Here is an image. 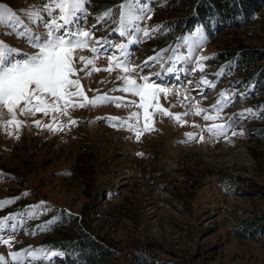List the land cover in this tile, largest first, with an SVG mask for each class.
Listing matches in <instances>:
<instances>
[{
    "label": "rangeland",
    "instance_id": "obj_1",
    "mask_svg": "<svg viewBox=\"0 0 264 264\" xmlns=\"http://www.w3.org/2000/svg\"><path fill=\"white\" fill-rule=\"evenodd\" d=\"M166 1L134 0L141 19L122 23L118 12L98 23L109 8L101 0H85L75 26L91 30L103 46L97 45L94 65L79 75L89 100L106 95L109 101L93 106L80 98L84 106L69 108L68 116L37 113L18 117L24 121L19 129L0 127V255L6 264H16L11 252L25 250L36 256L24 264H92L84 255L90 242L113 248L114 264H264V233L249 224L264 218V95L257 80L246 77L238 47L264 48V9L244 29L196 27L160 44L155 15ZM46 2L0 0V8L10 10L0 22V41L18 50L17 59L35 51L17 33L45 31L27 13ZM41 15L48 19L46 12ZM144 29L157 31L146 38ZM225 49L236 53L220 59ZM125 52L142 75L169 90L158 100L172 115L156 113L154 130L142 132L139 140L122 121L136 125L129 116L140 112L142 129L143 110L126 103L139 102L137 97L113 91L123 87L116 61L111 73L86 75ZM201 56L208 59L200 61ZM53 116L54 127L62 130L43 127ZM212 124L224 125L222 133L208 132ZM66 228L73 239L59 238L62 245L50 240Z\"/></svg>",
    "mask_w": 264,
    "mask_h": 264
},
{
    "label": "snow or ice",
    "instance_id": "obj_2",
    "mask_svg": "<svg viewBox=\"0 0 264 264\" xmlns=\"http://www.w3.org/2000/svg\"><path fill=\"white\" fill-rule=\"evenodd\" d=\"M85 0H48L40 9L29 12L30 17L35 15L43 24L45 31L40 34L28 32H19L17 35L26 39L28 44L35 49L31 54L23 53L22 59H17L18 50L10 48L3 41H0V127L7 129L14 126L19 129L24 124L23 120L18 117H29L37 113L48 116L50 113H58L61 116H68L69 108L83 107L84 103H79L82 98L85 103H91L95 106L98 103H105L109 98L105 96L93 97L91 100L86 96L80 72H85L89 65H94V61L98 58L99 49L97 45L103 46V41L96 38L91 30H81L76 27L77 13L83 10ZM134 0H125L119 6V15L123 23L128 19H141L135 16L132 4ZM46 12L48 19L45 20L41 15ZM6 7L0 8V22L4 13H9ZM58 14V15H57ZM12 16L15 13H11ZM112 9H107L99 17L97 22H103L111 17ZM150 18V17H149ZM35 22V21H34ZM95 28V25H93ZM157 29H144V37H150L152 32ZM123 34V32L121 33ZM123 50V46H117ZM90 51L91 57L82 53ZM160 54L155 57H149L144 61V67H147L150 61L159 59ZM109 65L106 68L92 67L91 71H87L86 75L90 76L92 72L107 71L111 73L113 69V61H116V67L120 68L122 75L117 76L118 80L123 81V87L113 89V91H122L137 97V100L127 101V105H135L138 109L143 110V128L138 127L140 123V112H132L129 120L135 119L137 124L133 125L128 121H122L129 130H134L136 139L139 140L142 132L154 130L153 116L156 113L169 116L172 115L167 108H163L159 104V95L168 93V89L161 87L155 83L150 76L142 75L140 65H132L127 60V54L124 53L123 58L110 56ZM200 61L208 59L201 56ZM82 65V67L80 66ZM155 75H159L156 73ZM206 82V81H205ZM89 91H93L89 89ZM223 96V94H221ZM121 103H125L123 98H114ZM117 106H120L119 104ZM215 107V106H213ZM154 109V111H149ZM251 112V109L248 110ZM197 115L201 114V110H197ZM186 115V113L184 114ZM5 116L9 117L5 120ZM176 121H181V114H176ZM206 121L213 119L212 116L205 115ZM118 120L120 118L112 117ZM37 127L42 125V121H34ZM69 123L74 125L76 120L69 116ZM56 117L53 116V123L43 125L50 131H60L62 126H55ZM196 126V125H193ZM224 125L212 124L207 126L206 130L210 133L221 134ZM9 134H11L9 132ZM243 133H233V135H242ZM192 138V133L186 134ZM203 140V137L200 138ZM142 155V153H138ZM0 201V206L3 205ZM2 242L11 246L9 240ZM13 261L16 264H24L26 257L35 258L36 254L25 250L24 252H11ZM0 264H6L5 257L0 255Z\"/></svg>",
    "mask_w": 264,
    "mask_h": 264
},
{
    "label": "trees",
    "instance_id": "obj_3",
    "mask_svg": "<svg viewBox=\"0 0 264 264\" xmlns=\"http://www.w3.org/2000/svg\"><path fill=\"white\" fill-rule=\"evenodd\" d=\"M123 1L101 0V4L112 9V14L116 16ZM262 9H264V0H167L159 9H156L155 20L159 21L162 37L155 40L164 44L169 38H176L179 33L189 32L196 27H203L205 30L210 29L211 26H220L223 30L244 29V25L254 24L258 19V12ZM166 15L169 17L164 19ZM238 47L241 48V62L246 63L244 68L246 77L256 79L264 95V48L244 47L241 43ZM235 53L234 50L225 49L219 53V58L224 59L229 54ZM262 97L264 102V96ZM65 218H68L67 221L72 224L70 214H65ZM249 224L255 232L264 233V218L253 220ZM60 233L59 237L53 235L50 240L62 245L59 238L66 242L73 239L68 238L72 235L68 228ZM87 246L88 251L84 255L88 263L114 264L115 259L117 260V253L110 246H103L96 242H90Z\"/></svg>",
    "mask_w": 264,
    "mask_h": 264
},
{
    "label": "bare ground",
    "instance_id": "obj_4",
    "mask_svg": "<svg viewBox=\"0 0 264 264\" xmlns=\"http://www.w3.org/2000/svg\"><path fill=\"white\" fill-rule=\"evenodd\" d=\"M224 165V164H223ZM225 167V166H224Z\"/></svg>",
    "mask_w": 264,
    "mask_h": 264
}]
</instances>
